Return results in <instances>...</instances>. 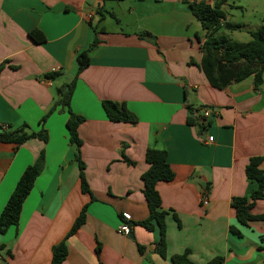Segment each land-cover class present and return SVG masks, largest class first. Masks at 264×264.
<instances>
[{
    "label": "crops",
    "instance_id": "obj_1",
    "mask_svg": "<svg viewBox=\"0 0 264 264\" xmlns=\"http://www.w3.org/2000/svg\"><path fill=\"white\" fill-rule=\"evenodd\" d=\"M100 3L0 0V131L25 124L29 132L47 135L19 146L0 142V212L23 170L41 150L45 153L17 225L0 233V264H50L51 247L83 206L85 222L67 239L61 264H172L170 256L186 249L194 264L219 256L222 264H264V197L250 209L263 218L247 225L238 223L231 205L233 197L257 187L246 177L249 159L261 157L264 170V82L255 86L249 76L222 89L209 83L200 66L206 32L184 0L119 1L115 7L134 15L135 23L128 30L104 28L98 34L70 99V109L84 118L77 132L91 195L81 191L68 113L57 106L42 118L75 76L76 55L93 39ZM228 6L226 0L222 9ZM115 7L106 3L113 14ZM33 30L44 39L33 40ZM141 30L155 39L140 37ZM250 30L244 25L225 33L246 42L242 33L250 36ZM49 73L55 76L46 77ZM103 100L125 103L137 123L109 120ZM203 107L211 114L199 131L187 119L192 114L201 121ZM149 147L166 150L174 173L156 184L165 212L167 257L153 250L156 232L137 224L149 213L141 179L149 167ZM123 211L131 215L128 235L117 230Z\"/></svg>",
    "mask_w": 264,
    "mask_h": 264
},
{
    "label": "trees",
    "instance_id": "obj_2",
    "mask_svg": "<svg viewBox=\"0 0 264 264\" xmlns=\"http://www.w3.org/2000/svg\"><path fill=\"white\" fill-rule=\"evenodd\" d=\"M119 2L122 0H100V5L96 8L98 21L93 26V39L88 47L76 55L77 71L72 80L64 87L59 89V93L54 104L43 116L42 121L46 119L57 106H60L68 113L67 129L69 143L74 146V159L79 168L80 188L83 193L91 195V191L85 179L84 163L80 155L81 139L78 136L77 129L84 118L70 109L71 95L78 78L79 73L89 65L91 51L99 43L98 34L104 32V27L99 24L105 19L107 14L113 15L112 11L106 8L107 2ZM189 4L192 14L199 20L202 28L205 30V39L200 45L202 52L201 69L204 72L209 83L216 88L222 89L233 82H239L249 76H253L255 86L261 85L264 81V16L261 25L250 30V39L246 42H239L231 39L225 31H235L241 28L238 23L227 20L226 13L222 5L226 0H184ZM142 38L155 37L145 30L139 31ZM35 41H42L44 36L38 31L33 30L29 33ZM1 69V66H0ZM55 74H46V77L53 78ZM102 107L107 118L113 122H126L136 124L137 116L131 112L123 102L113 100H103ZM190 113L192 109L188 107ZM187 122L191 125H197L198 130L204 128L203 121L199 118L189 115ZM40 134L41 139L46 140L47 135L44 130L40 133L29 132L24 124L18 128H3L0 131V142L13 143L16 146L35 138ZM129 163L133 161L126 159ZM145 160L149 164L148 169L141 175L143 181V194L147 201L148 216L138 221L137 224L146 230L156 232L157 239L153 243V250L160 256L167 257L166 243V224L165 212L161 210V199L156 189L158 181H169L173 179L174 173L167 161V152L164 149L147 148ZM261 157H251L245 167L246 177L257 183V187L247 196L233 197L231 205L235 210V216L239 224L247 225L250 221L259 220L261 215H253L250 212L255 200L264 197V170L260 168ZM45 164V153L41 150L34 162L28 165L18 178L14 189L9 195L4 207L0 212V233L3 234L11 225H17L22 209V205L39 174L42 172ZM93 199V197H92ZM86 206H83L77 217L74 219L70 229L65 236L51 247V263L61 264L67 256V239L73 235L85 222ZM230 231L239 235L240 232L234 226ZM139 251L143 252L145 247L138 245ZM100 252V245L96 247L97 255ZM190 251L186 249L183 253L170 256L172 264H194L189 258ZM223 257H215L207 264H222Z\"/></svg>",
    "mask_w": 264,
    "mask_h": 264
},
{
    "label": "rangeland",
    "instance_id": "obj_3",
    "mask_svg": "<svg viewBox=\"0 0 264 264\" xmlns=\"http://www.w3.org/2000/svg\"><path fill=\"white\" fill-rule=\"evenodd\" d=\"M261 2L262 0H228L230 6L225 10L227 20L233 23H238L241 26L245 25L248 29H257L262 23L261 13L264 11V4H261ZM117 4H119V2H107L108 7H115ZM134 23V15H130L124 10L115 7V13L113 15H106L105 19L99 24V26H103L106 29L128 30ZM227 34H229V32H227ZM242 34L245 40L250 39L249 35H245V33ZM229 37L234 38L237 36L229 35Z\"/></svg>",
    "mask_w": 264,
    "mask_h": 264
},
{
    "label": "built area",
    "instance_id": "obj_4",
    "mask_svg": "<svg viewBox=\"0 0 264 264\" xmlns=\"http://www.w3.org/2000/svg\"><path fill=\"white\" fill-rule=\"evenodd\" d=\"M200 111H201V115H202V121L205 122V120L210 117L211 109L208 107H203V108H201ZM212 141H213V137L209 136L207 138V142L210 143ZM207 203H208V197H203L202 204L207 205ZM121 217H122V220L119 222V224L117 226V230H118V232H121L125 235H128L130 233L131 227H132V224L130 221L131 215L129 212L123 211V212H121Z\"/></svg>",
    "mask_w": 264,
    "mask_h": 264
},
{
    "label": "water",
    "instance_id": "obj_5",
    "mask_svg": "<svg viewBox=\"0 0 264 264\" xmlns=\"http://www.w3.org/2000/svg\"><path fill=\"white\" fill-rule=\"evenodd\" d=\"M130 237H132V235L130 234Z\"/></svg>",
    "mask_w": 264,
    "mask_h": 264
}]
</instances>
